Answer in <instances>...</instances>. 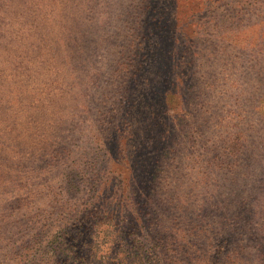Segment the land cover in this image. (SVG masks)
Segmentation results:
<instances>
[{"label":"trees","instance_id":"obj_1","mask_svg":"<svg viewBox=\"0 0 264 264\" xmlns=\"http://www.w3.org/2000/svg\"><path fill=\"white\" fill-rule=\"evenodd\" d=\"M151 1L139 16L142 42L135 47L147 61L121 85L119 109L107 115L116 101L95 96L89 112L72 120L97 133L62 145L67 156L54 159L52 174L32 178L47 189L42 208H16L5 197L0 264H43L50 255L51 264H69L73 247L67 240L84 227L128 241L130 264H214L216 248L225 254L217 264H264V13L254 17L264 0L223 2L222 13L238 11L240 33L229 35L239 47L226 55L217 52L208 26L196 18L208 13V0H175V12L163 0L167 6L161 4L160 14L148 19ZM155 23L159 31L152 30ZM224 63L230 81L223 101L229 109L234 99L240 114H226L222 103L213 113L205 109L215 87L205 73ZM96 144L105 147L104 156L93 157ZM144 214L158 223L133 232L147 219ZM71 223L80 227L69 229ZM42 225L50 237H35V227ZM54 226L59 229L52 234ZM127 233L132 240L124 238ZM24 244L35 254L13 261L16 247Z\"/></svg>","mask_w":264,"mask_h":264},{"label":"rangeland","instance_id":"obj_2","mask_svg":"<svg viewBox=\"0 0 264 264\" xmlns=\"http://www.w3.org/2000/svg\"><path fill=\"white\" fill-rule=\"evenodd\" d=\"M167 1L173 3L172 11L178 10L175 0ZM224 1H205L208 13H199L196 18L208 26L207 35L215 39L213 46H217V52L226 55L228 50L239 47L237 40L229 37L233 31L239 33L236 23L239 17L232 7L229 13H222ZM144 3L145 0H0V222L5 221L4 217L1 219V206L8 205L7 194L16 208L22 206L34 211L43 207L47 189L32 183V178L52 174V162L67 156L62 153V145L76 144L83 134L95 132L96 135L95 128L78 123V118L72 121L79 114L89 112L95 96L96 101L102 96L110 104L116 101L117 105L111 106L107 115L116 107L119 109V99L125 96L121 85L139 73L147 61L135 52L142 42V35L138 34L139 16L146 13L143 7L148 6V0ZM161 4L167 6L163 0L151 1L148 19L160 14ZM260 8L261 13H254V17L264 13V8ZM222 17L229 18V22L222 21ZM130 19L137 24L131 25ZM159 27L155 23L152 30L159 31ZM170 29L175 31L176 24ZM225 65L228 64L217 65L216 70L205 73L209 84L215 86L205 109L213 113L222 103L226 114H240L234 99L229 109L223 101L230 81V67L224 68ZM101 86L104 88L100 91ZM261 110L264 113V99ZM95 149L99 151L93 157L105 155V147L96 144ZM200 165L205 168L204 164ZM144 215L147 219L133 226V232L140 233L141 225L158 223L155 216ZM28 224L34 227L30 220ZM69 225H73L69 229L80 227L76 223ZM85 228L81 229L82 233L72 231L67 240L70 243L67 246L74 248L69 252V264H130L128 241L124 244L115 240V236L112 239L108 234L105 236L101 230L95 234V230ZM58 229L54 226L52 234ZM35 232V237L51 235L46 228L43 231V225L35 227ZM124 238L132 240L128 233ZM16 241L28 243L23 237ZM219 245H215L218 250ZM215 252L213 263H222L225 254ZM14 253L18 258L13 261L35 254L27 244L18 245ZM50 258L51 255L43 264H51Z\"/></svg>","mask_w":264,"mask_h":264}]
</instances>
